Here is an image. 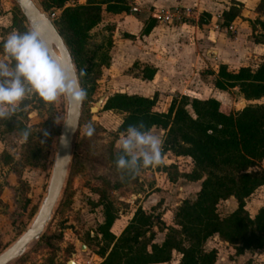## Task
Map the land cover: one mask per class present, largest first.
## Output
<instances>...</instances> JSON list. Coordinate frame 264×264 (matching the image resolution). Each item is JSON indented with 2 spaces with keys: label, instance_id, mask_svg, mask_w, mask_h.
Returning <instances> with one entry per match:
<instances>
[{
  "label": "trees",
  "instance_id": "16d2710c",
  "mask_svg": "<svg viewBox=\"0 0 264 264\" xmlns=\"http://www.w3.org/2000/svg\"><path fill=\"white\" fill-rule=\"evenodd\" d=\"M67 1L39 0V4L46 13L60 8L52 24L69 51L75 71L86 69L87 75L81 79V85L87 89L89 96L100 75L99 67L102 64L108 66L107 53L97 55L103 48L102 44L92 42L89 32L106 13L126 12L128 7L125 0H84L83 3L64 6ZM256 9L264 13V0H258ZM238 12L234 5L222 11L220 25L227 27ZM22 21L19 12L16 17L14 14L11 17V24L17 22L21 26ZM202 21L200 16L198 23ZM255 23L261 27V33L253 42L264 45V21L255 19ZM152 26L153 22H144L141 34H147ZM140 72L141 79L149 80L155 70L144 66ZM213 87L218 90L236 88L248 103L239 110L227 111L214 98L180 95L170 99L165 111H157L154 109L155 94L147 97L115 92L102 104L103 110L121 113L116 128L118 133L140 120L144 121L147 130L151 127L164 130L162 154L168 151L174 156L189 157L192 166L181 176L188 181L199 180V188L192 200H181L172 213L171 225H163L158 214L147 213L137 207L115 235L112 229L120 228L121 224L115 222L112 226L118 209L109 198L107 189L118 190L129 184L135 185L137 177L111 183L101 178L108 187L93 188L97 199L92 206H101L102 221L97 224L94 235L87 237L95 242L93 253L100 258L96 264L165 263L170 261L173 252L180 255L177 264H214L217 251L204 248L206 239L213 235L232 247L233 255L264 248V205L250 217L244 203L256 188L264 185L263 169L247 171L264 161V102H258L264 97V63L255 69L249 65L230 69L220 63ZM12 129L10 125L5 130ZM36 152L35 149L30 157L35 159ZM118 152L119 148L112 155L113 161ZM1 158L2 164L10 161L4 154ZM25 164L38 165L32 161ZM162 169L169 181L174 182L178 177L173 164L162 166ZM230 197L235 202V208L220 216L216 211L217 203ZM153 226L158 231L165 230L159 243L154 241ZM49 237L46 235L44 239ZM243 264L252 263L247 259Z\"/></svg>",
  "mask_w": 264,
  "mask_h": 264
},
{
  "label": "rangeland",
  "instance_id": "374dc122",
  "mask_svg": "<svg viewBox=\"0 0 264 264\" xmlns=\"http://www.w3.org/2000/svg\"><path fill=\"white\" fill-rule=\"evenodd\" d=\"M35 2L40 6L39 0H35ZM17 10L20 13L13 0H0V42L13 31L23 33L30 28L23 16L21 26L17 22L11 24V17L13 14L16 17ZM253 12L254 18L250 24L252 40L261 33V27L255 23V19L264 21V13L258 11L256 6ZM20 15L22 14L20 13ZM3 21L9 22L5 24ZM109 30L106 26L101 25L93 27L89 32L92 42L102 44L103 48L97 53L98 56L101 53H108L110 44L108 45L107 41L111 42ZM3 57V47L0 43V59ZM246 63L251 65V69H255L257 65L264 63V54L260 60H248L244 64ZM105 68L103 64L99 67L100 75L95 82L94 90L82 104L79 124L71 140V160L65 183L52 216L41 237L31 242L24 254L10 264H49L50 262L67 264V260H72L73 264H94L97 261L93 255V251L96 249L95 242L87 239L94 235L97 224L102 221L101 206H92V202L97 199L93 188L108 187L101 181V178L107 179L111 183L120 180L122 175L117 171L112 160V155L119 148L118 141L121 132H116V128L120 123L121 113L102 108H98L93 113L89 111V107L101 94L106 91L110 95L112 94V91L105 86L107 81L104 74ZM226 96L225 101L221 99L225 110L234 111L242 107L241 99L243 98L236 88L227 89ZM65 107L64 97L54 103H45L37 96L32 95L25 98L14 117L6 121L0 120V161L3 154L10 160L6 164L0 162V252L27 228L45 196ZM89 122L95 129L91 137L85 135V125ZM10 125L13 129L6 131V127ZM23 129L30 131L27 141H23L21 138L20 132ZM44 133H47V136ZM35 149L37 157L33 159L30 157V153H34ZM168 158L171 159L169 163L175 161L182 170L187 169L189 165L184 157L172 158L168 156ZM31 161L38 165L25 164V162ZM164 161L168 160L164 159ZM258 168L264 170V161L258 163L257 166L250 167L247 171ZM163 181L165 182V180ZM138 190L133 184L118 190L107 189L109 198L118 209L117 214L119 212L123 215L126 214L128 210L127 196L130 192ZM163 191H170V185L166 184ZM175 191L178 192L177 187ZM192 194L193 189L186 195L191 197ZM174 202L168 200L169 205H173ZM244 203L245 209L252 217L257 209L264 205V185L256 188L244 200ZM169 205L165 207L169 208ZM175 208H172L171 214ZM234 208L235 202L232 198L219 201L216 205V211L220 216L228 214ZM163 212L164 209L160 208L157 211L152 210V214H158V219L163 225H170L169 214L166 213V216L162 217ZM152 229L155 233L154 241L159 243L163 239L165 230L158 231L155 226ZM112 231L113 233L120 232L118 227H114ZM46 235H50L48 240L44 239ZM205 243H207V247H216L222 250L221 253L235 259L236 264H239V261L243 264L249 256L246 254L245 257L233 258L230 255L232 250L225 251L224 244L222 245L211 238ZM81 245H85V248L80 249ZM226 248L229 247L226 246ZM174 260L175 258L165 264H174Z\"/></svg>",
  "mask_w": 264,
  "mask_h": 264
},
{
  "label": "crops",
  "instance_id": "0c3cea01",
  "mask_svg": "<svg viewBox=\"0 0 264 264\" xmlns=\"http://www.w3.org/2000/svg\"><path fill=\"white\" fill-rule=\"evenodd\" d=\"M78 2L83 3L84 0ZM257 2L258 0H125L128 7L126 12L106 13L103 20L94 26H106L111 33L107 53L108 66L104 69L107 79L105 86L112 93L122 92L147 97L155 94L154 109L157 111H165L170 99L177 95L200 99L211 97L220 103L225 101L226 90L213 87L218 64L223 63L230 69H237L241 65H249L244 64L245 61L260 60L264 54V45L253 42L251 38L250 24ZM233 5L238 8V15L227 27H222V11ZM131 7L136 10L131 11ZM164 11L172 12L173 16L167 21L158 20L156 15H161ZM200 16L203 21L198 23ZM146 21L153 22V26L147 34H141V28ZM3 22L8 24L9 21ZM144 66L155 70L149 80L140 77V70ZM241 100L244 106L247 101ZM258 102H264V99L261 98ZM148 131L159 138L164 134V130L156 127H151ZM168 156L181 157L167 151L162 154L160 165L143 169L136 176L135 186L139 190L130 192L127 196L126 214L119 212L112 226L115 222H120L119 230L122 229L137 207L147 213L159 208L164 209L161 215L165 217L166 213L169 214L171 225L172 208L177 207L185 198L192 200L195 197L199 180L188 181L181 176V173L190 170V159L184 157L189 164L187 169L176 168L178 177L171 182L162 170V166L172 164L169 163L171 159ZM166 184L170 185L168 192L163 191ZM176 187L178 192L175 191ZM192 189V196H187V192ZM135 194H140L141 198L134 199ZM168 200L175 202L169 205ZM166 205H169V208H166ZM210 238L224 244L225 251L232 250L230 255L233 258L249 254L247 259H250L252 264H264V248L245 250L242 254L233 255L232 247L217 235L208 239ZM206 244L204 243L206 250L214 248L217 251L214 264H236L235 259L224 256L222 250L207 247ZM93 255L97 258L94 262L96 264L100 258ZM179 257L178 253H172L174 264H177ZM239 264L242 263L239 261Z\"/></svg>",
  "mask_w": 264,
  "mask_h": 264
},
{
  "label": "clouds",
  "instance_id": "9594fccd",
  "mask_svg": "<svg viewBox=\"0 0 264 264\" xmlns=\"http://www.w3.org/2000/svg\"><path fill=\"white\" fill-rule=\"evenodd\" d=\"M0 59V120L15 116L26 97L35 95L45 103H54L64 97L73 105H81L88 92L81 85L86 69L78 72L52 57L48 48L33 28L8 34L2 42ZM95 129L91 122L85 125V135L91 137ZM27 141L30 131L20 132ZM47 136V133H44ZM119 152L114 158L121 180L134 179L142 169L162 163L163 139L147 130L143 120L130 124L119 136Z\"/></svg>",
  "mask_w": 264,
  "mask_h": 264
},
{
  "label": "water",
  "instance_id": "95a60500",
  "mask_svg": "<svg viewBox=\"0 0 264 264\" xmlns=\"http://www.w3.org/2000/svg\"><path fill=\"white\" fill-rule=\"evenodd\" d=\"M13 1L24 19L27 21L29 27L39 32L41 40L48 48L52 57L61 64L67 66L69 71L72 72L75 67L69 51L61 36L53 26L52 21L47 17L46 12H44L35 0ZM109 95L110 93L107 91L101 94L89 107V111L92 113L96 112L98 108L102 107V104ZM262 99H264V97ZM81 109L82 104L73 105L66 100L64 119L56 144L55 155L46 185L45 196L42 198L38 209L27 228L10 245L0 252V264H10L12 261L21 257L26 251L27 246L41 237L45 226L49 222L54 208L60 199L65 183L71 160V140L76 133L79 124ZM84 248L85 245H81L80 249ZM70 261L71 260H67L66 263L70 264Z\"/></svg>",
  "mask_w": 264,
  "mask_h": 264
},
{
  "label": "built area",
  "instance_id": "2783aa9c",
  "mask_svg": "<svg viewBox=\"0 0 264 264\" xmlns=\"http://www.w3.org/2000/svg\"><path fill=\"white\" fill-rule=\"evenodd\" d=\"M75 2H78V0H69L67 1L64 6H67V5H72L73 3ZM131 11H135L136 8L135 7H131L130 8ZM59 12H60V8H56L54 9L53 11H51L50 13H46L47 17L52 21L53 19H55L58 15H59ZM173 16V13L172 12H168V11H164L161 15H156V18L158 20H163V21H167L169 20L171 17ZM182 158L185 157V156H181ZM188 159H190L189 157H187ZM191 162V160H189ZM172 164H175L176 165V168L179 170V166H178V163L176 162H173ZM192 164V163H191ZM136 198H140V194H135L134 195V199Z\"/></svg>",
  "mask_w": 264,
  "mask_h": 264
},
{
  "label": "bare ground",
  "instance_id": "6f19581e",
  "mask_svg": "<svg viewBox=\"0 0 264 264\" xmlns=\"http://www.w3.org/2000/svg\"><path fill=\"white\" fill-rule=\"evenodd\" d=\"M70 264H73V261L72 260L70 261Z\"/></svg>",
  "mask_w": 264,
  "mask_h": 264
}]
</instances>
